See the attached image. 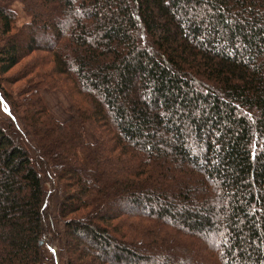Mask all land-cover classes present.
Returning <instances> with one entry per match:
<instances>
[{
    "label": "trees",
    "instance_id": "obj_1",
    "mask_svg": "<svg viewBox=\"0 0 264 264\" xmlns=\"http://www.w3.org/2000/svg\"><path fill=\"white\" fill-rule=\"evenodd\" d=\"M34 54L0 91V264H264V0H0V76Z\"/></svg>",
    "mask_w": 264,
    "mask_h": 264
},
{
    "label": "rangeland",
    "instance_id": "obj_2",
    "mask_svg": "<svg viewBox=\"0 0 264 264\" xmlns=\"http://www.w3.org/2000/svg\"><path fill=\"white\" fill-rule=\"evenodd\" d=\"M14 13L15 17V27L16 29H20L25 23L28 22V17L22 10V6L19 3H14L11 7ZM41 57L43 56L42 54H39ZM37 58V54L30 56V59H26L22 61L18 67L10 71L8 74L3 75L2 77L0 76V91L3 89L5 93H8L11 98L18 100L19 103L22 101V97H19V94L21 93V89L25 86L27 83V79L30 77L26 76L25 78H21L17 80V76L19 75L20 72H26L30 70L31 63L33 59ZM40 70V69H39ZM43 69H41L42 71ZM12 81V83H11ZM34 82L37 84L40 83V81H37V78H34ZM68 84V82H66ZM44 87L41 88L40 90V95L43 100V102L46 104L48 110L53 114L55 118H57L59 121H65L67 118H69V115L66 113V109L68 107V101L66 96L60 92L59 90L51 87L50 85H47L46 83L42 84ZM70 86V85H68ZM14 115L11 114L10 109L8 107V104L4 101V97L0 93V118L3 119L4 121L9 122ZM16 117V116H14ZM13 117V118H14ZM86 136L88 139H92V136L90 134L89 129L86 131ZM29 141V139H27ZM55 203H56V197L54 198ZM62 229V226L59 227V230ZM77 242V243H76ZM76 243L78 245H81L84 248H87L89 250H92L94 253H99L98 250H96L93 245L83 243V242H78V241H73V244ZM45 248V254L48 258H50L51 253L55 249V253L57 251L56 247H51L47 246ZM48 264H53L50 260L48 261Z\"/></svg>",
    "mask_w": 264,
    "mask_h": 264
},
{
    "label": "water",
    "instance_id": "obj_3",
    "mask_svg": "<svg viewBox=\"0 0 264 264\" xmlns=\"http://www.w3.org/2000/svg\"><path fill=\"white\" fill-rule=\"evenodd\" d=\"M40 245H42V243H40Z\"/></svg>",
    "mask_w": 264,
    "mask_h": 264
}]
</instances>
